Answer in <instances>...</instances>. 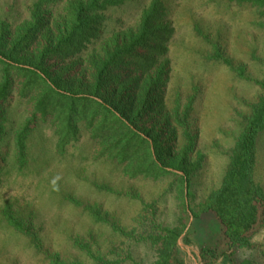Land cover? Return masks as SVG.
<instances>
[{"label":"trees","instance_id":"obj_1","mask_svg":"<svg viewBox=\"0 0 264 264\" xmlns=\"http://www.w3.org/2000/svg\"><path fill=\"white\" fill-rule=\"evenodd\" d=\"M124 1L70 0L60 21L53 24L49 9L36 1L29 19L14 31L0 21V176L8 164L19 172L27 169L30 140L46 124L56 154L64 155L68 147L77 149L81 144L79 150L90 147L95 161L116 164L125 177L153 181L173 177L170 187L181 201L182 216L171 227L138 236L155 247V259L150 263L130 255L106 259L79 245L93 264H186L178 240L184 234L182 241L188 242V213L197 216L208 211L220 224L221 238L220 244L199 247L202 263L254 264L249 258L237 259L236 253L260 250L264 255V244L252 241L264 226V187L254 178L258 136L264 131V81H255L261 93L249 104V113L229 149L220 185L191 208L187 204L190 180L203 156H194L189 121L194 96L185 102L179 93L168 98L166 54L173 29L163 0H150L135 27L113 31L100 40L98 48L93 47L102 34L106 11ZM222 1L256 9L264 28V0ZM212 51L210 60L243 74V67L234 66L216 45ZM14 99L26 106V117L4 144ZM72 203L81 204L77 199ZM91 215L96 219L94 210ZM0 217L19 234L33 237L10 203L1 208ZM52 258L53 264H62L57 255Z\"/></svg>","mask_w":264,"mask_h":264},{"label":"rangeland","instance_id":"obj_2","mask_svg":"<svg viewBox=\"0 0 264 264\" xmlns=\"http://www.w3.org/2000/svg\"><path fill=\"white\" fill-rule=\"evenodd\" d=\"M36 1L49 9L48 18L59 22L70 0H0V21L15 28L29 19ZM150 0H125L106 11L100 40L113 31L135 27ZM172 34L167 42L169 60L168 98L180 94L182 102L194 96L190 129L194 156H203L200 169L190 180L191 208L205 199L222 180L228 152L237 137L249 104L261 93L255 81H264V28L256 9L222 0H163ZM201 32V34L198 33ZM215 45L243 74L233 73L221 62L210 60ZM26 117V106L11 101L7 115L6 140ZM55 140L48 125H40L29 146L27 169L19 172L6 165L0 176V210L10 203L19 221L33 237L21 235L0 217V264H93L86 248L106 259L150 263L155 247L140 241L158 227L173 226L182 216L181 201L173 177L159 181L128 178L116 164L95 161L93 151L69 148L64 155L53 150ZM78 150V152H77ZM10 160L8 161V163ZM7 170V171H6ZM255 180L264 187V131L258 136ZM72 199L81 202L72 203ZM91 210L97 213L96 219ZM187 220V219H186ZM188 242L179 238L186 264H203L200 246L220 244V224L213 212L188 213ZM264 244V226L252 236ZM79 245L85 249L79 248ZM237 259L249 258L264 264L260 250H239ZM218 264H230L218 261Z\"/></svg>","mask_w":264,"mask_h":264},{"label":"water","instance_id":"obj_3","mask_svg":"<svg viewBox=\"0 0 264 264\" xmlns=\"http://www.w3.org/2000/svg\"><path fill=\"white\" fill-rule=\"evenodd\" d=\"M178 244H180V241H178Z\"/></svg>","mask_w":264,"mask_h":264}]
</instances>
